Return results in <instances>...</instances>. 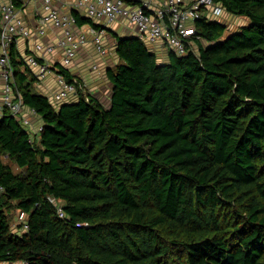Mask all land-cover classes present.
<instances>
[{"label":"trees","instance_id":"1","mask_svg":"<svg viewBox=\"0 0 264 264\" xmlns=\"http://www.w3.org/2000/svg\"><path fill=\"white\" fill-rule=\"evenodd\" d=\"M214 1L247 23L225 34L198 19L196 51L165 63L112 33L108 106L89 93L53 106L11 43L16 89L42 123L30 140L0 114V262L264 264V0ZM11 207L26 230L11 229Z\"/></svg>","mask_w":264,"mask_h":264},{"label":"built area","instance_id":"2","mask_svg":"<svg viewBox=\"0 0 264 264\" xmlns=\"http://www.w3.org/2000/svg\"><path fill=\"white\" fill-rule=\"evenodd\" d=\"M61 1L0 0V114L7 111L15 116L20 125L30 128V140L41 129V125L33 126L36 113L24 106L13 80L10 45L17 38L33 40L31 51L20 55L23 67L37 81L45 80L50 73L54 75L57 89L47 97L53 106L58 107L70 97L77 100L82 96L87 100L88 94L83 79L72 76L66 79L60 67L69 71L77 51L86 42L92 44L98 55H105L108 51L103 40V29L92 25L78 29L72 10L83 11L92 20L105 19L107 22L123 21L131 24L135 27L136 36L149 49L161 43L178 56L196 51L194 42L200 38L195 26L198 19L220 21L218 18L225 11L214 0H73L71 10H62L59 6ZM27 2L39 4L34 27L27 25L21 16V5ZM49 28L58 31L54 38L45 41L43 37ZM92 68L95 69L96 65L93 64ZM54 203L62 217L61 206ZM24 215V212H19L21 226L18 233L28 227Z\"/></svg>","mask_w":264,"mask_h":264},{"label":"crops","instance_id":"3","mask_svg":"<svg viewBox=\"0 0 264 264\" xmlns=\"http://www.w3.org/2000/svg\"><path fill=\"white\" fill-rule=\"evenodd\" d=\"M133 1L138 2L140 0ZM72 3L73 0H62L59 3V6L62 10H71ZM38 5V2H27L21 5V16L23 17L27 25L31 27H34L36 24V11L38 9ZM77 12L80 16L89 18L83 13V11L77 10ZM91 21H93L94 23L99 25L101 29H103V40L108 48V51L105 55H98L95 52L92 44L90 42H86V44L81 46L77 51L74 62L69 68V73L72 77L83 79L87 84L89 95L98 99L104 106H108L110 103L109 101L111 84L106 77V70L119 61L115 52V40L112 33H116L121 36H136V30L133 25L126 24L123 21L107 22L105 19H91ZM89 25V23H84L77 26L78 29H86ZM57 31V29L55 30L49 28V31L43 37V40H51L56 36ZM88 38H90V36H88ZM32 42L33 40L31 38H17L15 41V47L19 52V55L29 53L32 48ZM151 50L155 52L157 59L160 62H167V60L164 61V58H167L168 53L166 46L161 43H156L152 46ZM93 64L96 65L95 69L92 68ZM21 69L25 70L23 66H21ZM26 70L32 75V73L28 69ZM32 86L34 87L33 89L35 91L46 96L57 89V84L52 73H50L48 77L43 81H37L36 79H34ZM74 100L75 99L73 97H70L68 102ZM41 123V118L37 114H35L33 117V126L35 127L37 125H41ZM0 264H23V262L11 261L0 262Z\"/></svg>","mask_w":264,"mask_h":264},{"label":"rangeland","instance_id":"4","mask_svg":"<svg viewBox=\"0 0 264 264\" xmlns=\"http://www.w3.org/2000/svg\"><path fill=\"white\" fill-rule=\"evenodd\" d=\"M221 23H224L226 26V32L225 34L232 33L235 31H239L240 28L247 23V18L244 16L240 15H234L228 12H223V14L218 18ZM204 44V41H203ZM168 60V53H167V58H164V61ZM159 61V60H158ZM34 88V87H33ZM27 131L29 132L30 128L25 127ZM2 159L5 162H9L7 155H4ZM18 216H19V211L16 210L14 207H11L9 210H7V218L9 221V224L11 226V229L13 231H18L19 228L17 227L18 224ZM27 218V214L25 213L24 219ZM20 222V221H19Z\"/></svg>","mask_w":264,"mask_h":264}]
</instances>
